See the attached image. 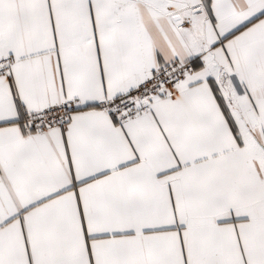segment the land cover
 I'll use <instances>...</instances> for the list:
<instances>
[{"label":"snow or ice","instance_id":"6c2138e0","mask_svg":"<svg viewBox=\"0 0 264 264\" xmlns=\"http://www.w3.org/2000/svg\"><path fill=\"white\" fill-rule=\"evenodd\" d=\"M0 264H264V0H0Z\"/></svg>","mask_w":264,"mask_h":264}]
</instances>
